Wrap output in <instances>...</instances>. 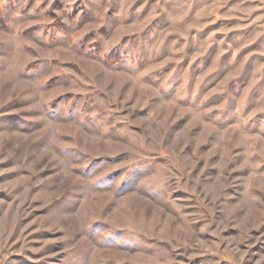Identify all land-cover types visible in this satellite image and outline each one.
<instances>
[{
  "label": "rangeland",
  "instance_id": "rangeland-1",
  "mask_svg": "<svg viewBox=\"0 0 264 264\" xmlns=\"http://www.w3.org/2000/svg\"><path fill=\"white\" fill-rule=\"evenodd\" d=\"M0 264H264V0H0Z\"/></svg>",
  "mask_w": 264,
  "mask_h": 264
}]
</instances>
